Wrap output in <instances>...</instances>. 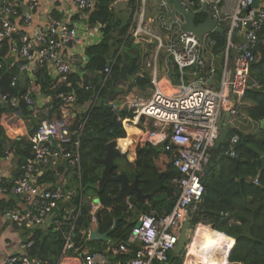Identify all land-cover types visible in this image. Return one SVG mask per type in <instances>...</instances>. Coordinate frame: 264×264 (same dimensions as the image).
Returning a JSON list of instances; mask_svg holds the SVG:
<instances>
[{
	"label": "built area",
	"instance_id": "1",
	"mask_svg": "<svg viewBox=\"0 0 264 264\" xmlns=\"http://www.w3.org/2000/svg\"><path fill=\"white\" fill-rule=\"evenodd\" d=\"M53 1L0 0V50L8 42L11 56L21 58L19 73L28 74L31 81L24 96L0 95L1 103L11 109L8 115L3 117L7 134L17 132L19 121L23 118L22 101L35 112V117L37 111L34 109H42L43 105L49 103L47 99L39 105L34 99V96H39L42 92L37 78L41 69H46L52 98L59 102L57 109H54V117L41 120L35 132L29 136L32 155L22 165L20 175L12 185L14 193L20 196L27 206L26 212L9 210L6 213L7 218L19 227L46 230L62 228L56 211H61L64 204L72 203L74 194L60 188L39 186L38 166L55 167L60 162H69L76 168L81 179L80 145L87 119L78 121V96L73 90L71 77L80 72L78 65L87 66L86 51L91 46L86 35L80 32L79 26L64 19L54 18V10L62 13L65 7L56 8ZM146 1L140 0L138 3L128 36L137 44L155 43V62L159 60L161 53L165 52L167 61L172 62L178 69L181 85L173 94H166L154 77L153 95L149 99L131 98L126 101V105L134 112L133 124H141L144 127L143 145L163 147L171 155L173 166L180 174L177 180L180 192L170 213L142 214L127 241L110 243L103 251H84L81 254L82 264H170L183 225L192 213H198L206 194L203 175L212 160L211 151L220 135L222 116L226 111L229 116H237L236 102H241L246 96L250 87L251 68L257 59L259 35L264 29V6L253 8L254 0H236L228 27L223 54L224 65L218 89L209 87L218 76L216 55L211 50L212 46L216 45L214 38L199 39L186 32L179 20L170 21L166 14H161L160 30L166 35L163 37L146 22ZM224 1L183 0V3L192 6L195 2H208L215 17L222 22ZM43 2L44 6H48V11L50 10V13L44 12L45 15H42L43 26L35 28L32 34L25 32L27 27L32 28L33 15ZM69 2L80 11H91L98 0ZM162 5L167 7L164 1ZM17 19L22 20L20 25L16 23ZM238 32L242 34V44L236 45L234 40L237 39ZM235 48L237 56L232 59L231 53ZM110 67L105 70L104 83L110 75ZM2 68L0 62V70ZM17 83L18 79L14 78L11 86L15 87ZM54 91L58 92L53 94ZM112 105L115 110H119ZM239 143L240 137L233 136L227 153L235 157V148ZM120 152L122 153L121 150ZM252 183L258 185L259 178L253 179ZM8 191L7 182L0 176V193ZM125 204L128 212L135 207L131 197L126 198ZM90 207L91 220L96 223L97 212L101 211L102 205L90 202ZM82 210L81 199L71 213L74 222L66 236L64 252L75 249L72 241L73 230ZM32 244H23L19 255L7 256L1 264H48L31 261L28 251ZM64 252L57 264H63Z\"/></svg>",
	"mask_w": 264,
	"mask_h": 264
},
{
	"label": "trees",
	"instance_id": "2",
	"mask_svg": "<svg viewBox=\"0 0 264 264\" xmlns=\"http://www.w3.org/2000/svg\"><path fill=\"white\" fill-rule=\"evenodd\" d=\"M112 1L114 0H100L97 10L91 15L92 24L101 23L105 26L106 40L99 46L88 48L90 63L87 72L94 79L86 77L85 81L97 83L101 78L104 79L102 73L108 67L110 59L117 55L119 48L123 47L122 55L112 68L111 78L107 80L100 94V101L92 105L93 98L98 92L100 93L99 88L95 93L87 92L75 84L80 77L76 75L72 77L81 112L79 118L87 119L80 145L82 191L85 196L98 197L106 208L112 209L110 212L102 213L100 223L92 224L89 205L83 208L72 236L77 249L88 247L95 250L104 249L105 241L88 240L89 229L99 230L100 234H109L108 241L111 243L127 241L139 215L152 212L162 214L164 211L170 213L179 196V190L173 183L179 177V172L173 166L170 155L152 146L137 149L135 162L126 167H129L128 171L118 167L113 173L114 176L118 172L128 174L132 183L138 180L139 188L146 198L137 201L136 192L129 194L135 204V211L128 212L125 199L116 201L121 191L120 183L110 182L104 189H97L103 167L96 161L106 157L107 145L110 141L127 138V131L122 123L120 127L114 124L116 114L107 104V97L114 94L116 84L122 81L131 80V86L139 88L150 84L148 77L145 79L139 77L147 54L142 47H135L131 38L127 36L128 19L123 21L117 19L116 14L109 7ZM204 20L205 17L202 16L198 23ZM227 32L228 23H225L223 32L214 35L217 42L216 53L224 47ZM259 36L257 59L252 65L250 87L244 98L245 102H250L252 105L247 112L245 111L248 116L244 121L247 129L231 130L230 139L235 135L240 137L234 158L224 156L217 161L218 155L212 157L210 171L203 177L206 194L200 210L193 216L192 227H198L196 236L188 251L178 256L175 254L171 256L170 264H192V260L186 258L185 254L193 258L196 264H264V165L262 162L264 128L261 129L264 121V29ZM14 76L16 72L7 67L0 71V91L13 94L23 91L22 85L19 84L16 88L10 87ZM58 91H54L53 94ZM25 113L27 114L26 109ZM133 115L128 111L120 113L122 120L132 121ZM225 148L226 145L222 150ZM28 149L29 152L25 157L30 156L31 151L30 148ZM161 160L164 161L162 166ZM257 177L258 185L252 183ZM50 181L53 179L51 178ZM115 222L117 225L111 231ZM69 232L68 224L59 231L35 229L31 238L33 244L28 252L31 261L57 264L64 252L66 236ZM64 253L63 264L78 262L79 257L75 250Z\"/></svg>",
	"mask_w": 264,
	"mask_h": 264
},
{
	"label": "crops",
	"instance_id": "3",
	"mask_svg": "<svg viewBox=\"0 0 264 264\" xmlns=\"http://www.w3.org/2000/svg\"><path fill=\"white\" fill-rule=\"evenodd\" d=\"M43 1H48V0H43ZM99 1L100 0H98L97 4L93 10H91V11H80L72 3H70L69 0H54L53 3L55 4L56 8L61 6V7H65V9H64V12H62V13L58 12L55 9L53 12V16L56 19H64L65 21H70V23L73 25L79 26V29L81 30L80 32L84 33L86 35V38H87L89 44L91 45L90 47H96V46H99L100 44H102L106 40L105 39L106 34L104 31L105 26L101 23L92 24V22H91V15L95 10H97ZM163 1L166 2V4H167L166 8L163 7V5H162ZM179 1H180V4L189 13H193L196 15L195 23L197 25L203 24L207 20L208 16L206 14L202 13V11L204 10V5L206 3L195 2L194 5L188 6V5H185L183 3V0H179ZM146 2H147L146 22L149 25V27H151L155 32L161 34L163 37L166 36L164 34L165 32L163 30H160V29H162L161 28L162 22L160 19L161 14H166L168 20H170V21L179 20V22L183 23V27H184L183 15L181 13H179L177 9H175V8L173 9L171 7V5L169 4V2H167V0H147ZM138 3H140V0H114L111 2L109 7H110V10H112L114 12V14H116L117 19H120L121 21L128 19V24L130 27L134 21ZM236 3H237L236 0H225L224 1L223 5H222V9H223L222 17H223L224 21L228 20L226 22H224V21L219 22L218 19L213 14V12L210 8V5L208 6V12H209L210 16L213 18L217 27H219L222 32H223V26L225 25V23H228V27L230 25V18L233 14ZM44 4H45V2L40 4L39 8L36 10V12L33 15L34 21L32 24V28L30 29V27H27L25 32L29 31V33L32 34L33 30L35 28L43 26V16L42 15H45L44 12L50 13V10L48 11V6H44ZM259 6H264V0H260L258 7ZM69 13H71L72 15H69ZM118 14H120V16ZM122 14L124 15V17H122ZM202 16L205 17V20L198 23L199 18H201ZM21 21L22 20L17 19L16 23L18 25H20ZM128 31H129V29H128ZM86 32H88V33H86ZM216 33H217L216 30L212 29L209 33L205 34L203 37L204 38L211 37V38H214V40H215L214 35ZM127 36H128V32H127ZM259 39H260V36H259ZM226 40H225L224 47L220 50L219 53L215 52V46L216 45L214 47L212 46V48H211L212 52H214V54L216 55V59H217L216 66H217V71H218L217 79L214 82H212L209 86L212 89H218V87H219L218 82L220 81L221 76H222V70H223V65H224L223 54H224V50L226 47ZM131 41L133 42L135 47H138V48L142 47L145 54H147L145 56V60L143 63V69H142L143 71L139 74L140 75L139 77L141 79L142 78L145 79L148 77L150 79V84L146 85L144 88H139V87H135L133 85L131 86V80L130 81H122V82L118 83V85L116 84V89H115L114 94L112 96H108L106 99L107 104L109 105L111 110L116 114L114 118H117L119 124L121 125V123H122V125L124 126V128L127 131V138L120 139L119 141L112 140L109 143H113V142L116 143L117 150H119V151L121 150L122 153L124 152V154L126 155V158H123V157L122 158L127 160V164H130V165L133 164L136 160V151L138 148H143V147L152 146V145H150V144L143 145L142 136L144 133V127L141 124L139 126H135L133 124V120L129 121L128 119H124V120L121 119L122 117L120 116V113L122 111H128V112H132L134 114L133 110L129 106L126 105V101L130 100L131 98L149 99L155 91V86L153 83L154 77H156V79H157L158 86L166 94H173L174 91L177 88H179L181 85V80H180V75H179L178 69L173 66L172 62L167 61L168 57H166L165 52L161 53L160 58L157 62L154 61V55H155V52L157 50V45L155 43L137 44L136 41L132 37H131ZM241 41H242V34L240 32H238L237 33V39L234 40V43L236 45H239L240 43L242 44ZM0 53H2V54H0V62L3 65V68L0 71H2L5 67H7L10 70L16 72V76H14L13 79L19 78V81L15 87H12L11 84H10V87L16 88L19 84V85H22V90H23L22 92H19L17 94L0 91V95L1 94H8L10 96H16V97L24 96L28 91L29 84L31 83V81H30V77L28 76V74H20L19 73V66L22 63L21 58L11 56L10 46H9L8 42L5 43L4 48L2 50H0ZM86 53H87V51H86ZM122 53H123V47L119 48L117 51V55L112 56V58L110 59L109 65L107 68H109L111 66L110 67L111 72H112L113 66L116 64V62L118 61V59L122 55ZM231 54H232V59H234L237 56L236 48L233 49ZM234 54H236V55H234ZM87 56H88V64H89L90 63L89 55L87 54ZM88 64H87V66L81 65V64L78 65V68H80L81 70L78 74H75V75L79 76L80 79H78V81L75 84L77 85L78 88L80 87L87 92L91 91V92L95 93L97 91V89L99 88L100 93L98 92L99 95L97 93L95 95V97L93 98V100H92V105H93L94 103H97L100 101V97H101L100 94L107 84V82L104 83V79H105V75H106L105 70L107 68H105V70L102 73V75L104 76V79L101 78V80L99 82L93 83L92 81H89V80L85 81L86 77H87V79H88V77L94 79V77L87 72ZM111 72H110L108 79L111 78ZM75 75H73V76H75ZM72 77H71V84L73 86ZM159 77L160 78L164 77V80H165L164 86L160 85ZM37 78H38V84L42 87V92L39 96H34V99L36 100L37 104H39V105H42L43 102H45V100H47V99H49V103L47 105H43L42 109L35 108L34 110L37 111V117H35L34 116L35 112L33 110H31L25 104L24 101H22L21 102V110L23 111V118L20 119V121H19V127L16 130L17 132H15L12 135L7 134L6 129L3 125V117H6L8 115V113L11 111V109L7 105H4L3 103H1V101H0V176L3 178L4 181L7 182V186L9 188V191L7 193H3V194L0 193V264L3 262V260L7 256L19 255L20 251L22 250L23 244H26L28 242H32L31 241L32 234L35 231V229L26 228V227H19L16 224L12 223L7 218L6 213L9 210H17L20 212H26L27 206L23 202L22 198L14 193V191L12 189V185H13L14 181L20 175V169H21L22 165L32 155L31 146H30V142H29L28 138H29V136L32 135L31 132L33 131L35 125L39 124L41 120L53 118L54 117V109H57V106H59V102H56V100L54 101L52 98V94H51L50 89H49V75H48L46 69H41L40 73L37 74ZM13 79H12V81H13ZM132 81H133V78H132ZM134 81H135V79H134ZM255 86H257V85H255ZM86 87H89V89L87 90ZM73 90L75 91L74 86H73ZM149 93H150V95H148ZM112 104H114L117 108H119V110L118 109L115 110ZM251 106L252 105L250 104V102H245L244 99L241 102H236V109L238 112V116L237 117H233V116L228 117V115H229V113H227L228 111L224 112V114L222 116L220 127L225 128L227 125H231L232 129L238 128L239 130L240 129L246 130L247 127H245L244 121L246 120V118H248V116L246 115L247 114L246 112L248 111V108H250ZM61 108H63V106ZM238 108H239V110H238ZM25 109L27 110V114L25 113ZM79 114H81L80 111H79ZM80 116L81 115H79V117ZM133 118H134V115H133ZM78 121H83V120H80V118H79ZM120 125H119V127H120ZM128 129H129V132H128ZM231 130H230V134H231ZM230 134H229L228 139L218 148L216 147V144H217V142H216L213 150L211 151L212 157L215 154L218 155L217 161H220V159L224 156H229L231 158H234V156L227 153L229 143H230V140H229ZM220 135H221V130H220ZM220 135H219V138H220ZM219 138H218V140H219ZM123 141H126V143H123ZM121 142H122V144H121ZM127 144H131V145L127 146ZM225 145H226L225 150H222V148ZM124 147H126V149H124ZM152 147L153 148H159V149L163 150V152L168 153L165 151V149L163 147H155V146H152ZM28 148H30L31 153H30L29 157H25L27 155V153L29 152ZM131 152L134 154V159H132V160H130ZM106 155H107V152H106ZM170 157H171V155H170ZM117 159H115L116 165H117V162H116ZM98 161L99 160H97L96 162L98 163ZM171 162H172V158H171ZM98 164H100V163H98ZM101 166L103 167V170H104V166L103 165H101ZM117 168H118V166H117ZM209 168H210V165H209ZM38 170H39V172L37 173V183L39 186L44 187V188H53V187L60 188L62 190H65L66 192H70V193L74 194V197H72L73 198L72 203L69 204V202H68V203L64 204L62 206V209H61V211H63V212L58 210L60 213L59 214L56 213L57 214V220L59 221V224H61L62 227L66 226L67 224L70 226L74 222V220L71 218L72 217L71 213H72L73 209L77 207V204L80 202L81 199L83 200V208H85V206H88V205L90 207V202L91 203L92 202H98L102 205L101 211L97 212L98 221L96 223H98V222L100 223L101 218H102V213L104 211L110 212V210L112 209V208H106L101 203V201L98 197H95L92 195H88V196L84 195V193L82 191V176H83L82 163H81V179L79 178V173L77 172L76 168L72 164H70L69 162H60L58 164V166H55V167H53L51 165H41V166H38ZM50 173H54V174H50ZM46 174H47V176H46ZM120 174H126V173L118 172L117 175H120ZM126 175H128V174H126ZM128 177H129V175H128ZM51 178L53 179V181H50ZM178 179H179V177L177 179H175L173 183L175 184V186L178 188V190L180 192V189H179L178 184H177ZM130 183H132V182L130 181ZM97 189H100V182L97 185ZM127 197H130V196L126 195V196L122 197L121 199L126 200ZM77 200H78V202H77ZM132 201H133V199H132ZM124 203H125V201H124ZM132 211H135V207ZM82 212H83V210H82ZM195 214H197V213H195ZM141 215H139L138 218ZM90 216H91V207H90ZM138 218H137V220H138ZM137 220H136V223H137ZM192 221H193V217H192ZM192 221L190 222V229L187 232L189 239L185 244L184 251H188L191 248L192 241L195 238V237L192 238V236L190 235L192 229H194L192 227L193 226ZM76 222L77 221H75V224H76ZM91 223L96 224V223H93L92 220H91ZM136 223H135V225H136ZM183 227H184V225H183ZM183 227H182V229H183ZM113 228H114V226H113ZM197 228L198 227H195V229H194L195 234H196ZM36 229H41V230L46 231V229H44V228H36ZM182 229H181V232H182ZM48 230H51V229H48ZM57 231H59V230H57ZM93 231H97V230H94V229L88 230V240L89 241H105L104 249H102V250H95V248H93V249H91V248L77 249L75 247L74 250H75V252H77L79 260H78V262L75 261L74 264H82L81 254L84 251H86V252L103 251L111 243L110 241H108L109 234H108V237L106 240H101V239L91 240V233ZM181 232H180V234H181ZM99 235H105V234L99 233ZM111 263H113V262H111Z\"/></svg>",
	"mask_w": 264,
	"mask_h": 264
},
{
	"label": "water",
	"instance_id": "4",
	"mask_svg": "<svg viewBox=\"0 0 264 264\" xmlns=\"http://www.w3.org/2000/svg\"><path fill=\"white\" fill-rule=\"evenodd\" d=\"M171 7L174 9H177L179 13L183 15L184 18V30L188 33H192L197 38L202 39L203 36L207 33H209L212 29H215L217 33H221V29L217 27L216 23L214 22L213 18L210 16L208 12V6L209 3H206L204 5V10L202 11L203 14H206L208 16L207 20L203 24L197 25L195 23L196 15L193 13H189L181 4L179 0H167ZM173 3V4H172ZM260 3V0H254L253 8H257ZM236 55V54H234ZM179 83V82H178ZM229 117V115H228ZM114 124L119 127V122L117 118H114ZM37 128V125H35L33 131L31 134L35 132ZM264 128V121L261 124V129ZM232 129L231 125H227L225 128L220 127L221 135L219 140L217 141L216 147L218 148L221 146L229 137L230 130ZM116 143H109L107 146V155L106 158L103 160H99L98 163L104 166L103 175L100 181V189H104L110 182H117L121 184V191L119 197L116 199V201H119L122 197L129 195L131 192H136L138 194L137 201H140L141 199L146 198V196L143 194L142 190L139 188L138 180H136L134 183H130L129 177L126 174H120L117 176H113V172L117 169V165L115 164V159L123 157L126 158L125 154H122L119 150H117ZM262 162L264 165V158H262ZM210 168L207 166L205 168L206 175L209 172ZM203 175V176H204ZM57 214L60 212L57 210ZM195 215V213H192L191 216L188 218V221L184 224V227L182 229V232L180 234V238L176 247V250L174 251V254L176 256L180 255L184 251V247L186 242L188 241V230L190 229V222L192 221V217ZM117 222L114 224V228L116 227ZM137 226H140V223L137 224ZM112 229V231L114 230ZM99 230L93 231L91 233V240H106L108 237V234L105 235H99Z\"/></svg>",
	"mask_w": 264,
	"mask_h": 264
},
{
	"label": "rangeland",
	"instance_id": "5",
	"mask_svg": "<svg viewBox=\"0 0 264 264\" xmlns=\"http://www.w3.org/2000/svg\"><path fill=\"white\" fill-rule=\"evenodd\" d=\"M118 15L120 16V14H118ZM122 17H124L123 14H122ZM159 83H160L161 86H164V84H165L164 77H162V78L159 77ZM148 95H150V93H149ZM130 145H131V144H127V146H130ZM128 148H129V147H128ZM132 159H134V154L131 152V154H130V160H132ZM116 162H117V166H118V167H120V168H125L124 170L128 171L129 167L126 168L127 165H128V164H127V160H125V159H123L122 157H120V158H118V159L116 160ZM160 163H161V166H162L163 163H164V161L161 160ZM194 229H195V228H194ZM194 229H192L191 234H190V235L192 236V238H194V237L196 236ZM88 248L93 249L92 247H88ZM184 256H185L186 258H189L190 260H192V264H196V262L193 261V260H194L193 258L188 257L187 254H185Z\"/></svg>",
	"mask_w": 264,
	"mask_h": 264
},
{
	"label": "bare ground",
	"instance_id": "6",
	"mask_svg": "<svg viewBox=\"0 0 264 264\" xmlns=\"http://www.w3.org/2000/svg\"><path fill=\"white\" fill-rule=\"evenodd\" d=\"M226 21H228V20H226ZM226 21H225V22H226Z\"/></svg>",
	"mask_w": 264,
	"mask_h": 264
},
{
	"label": "clouds",
	"instance_id": "7",
	"mask_svg": "<svg viewBox=\"0 0 264 264\" xmlns=\"http://www.w3.org/2000/svg\"><path fill=\"white\" fill-rule=\"evenodd\" d=\"M205 173V172H204ZM204 177V176H203Z\"/></svg>",
	"mask_w": 264,
	"mask_h": 264
}]
</instances>
